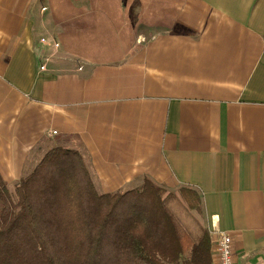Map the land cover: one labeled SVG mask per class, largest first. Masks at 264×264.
Returning a JSON list of instances; mask_svg holds the SVG:
<instances>
[{
	"label": "crops",
	"instance_id": "0c3cea01",
	"mask_svg": "<svg viewBox=\"0 0 264 264\" xmlns=\"http://www.w3.org/2000/svg\"><path fill=\"white\" fill-rule=\"evenodd\" d=\"M59 147L100 195L196 189L264 264V0H0V174Z\"/></svg>",
	"mask_w": 264,
	"mask_h": 264
},
{
	"label": "trees",
	"instance_id": "16d2710c",
	"mask_svg": "<svg viewBox=\"0 0 264 264\" xmlns=\"http://www.w3.org/2000/svg\"><path fill=\"white\" fill-rule=\"evenodd\" d=\"M10 187L0 174V264L213 262L209 232H191L177 210L204 217L192 187L169 192L146 180L100 195L82 155L60 147Z\"/></svg>",
	"mask_w": 264,
	"mask_h": 264
},
{
	"label": "built area",
	"instance_id": "2783aa9c",
	"mask_svg": "<svg viewBox=\"0 0 264 264\" xmlns=\"http://www.w3.org/2000/svg\"><path fill=\"white\" fill-rule=\"evenodd\" d=\"M41 43L44 46L49 47L50 43L46 39H42ZM54 50L60 49V45L55 43L52 45ZM46 62L49 61V58L45 59ZM42 71L46 70V65L41 67ZM57 132H53V135H56ZM211 238L212 243V252H213V262L212 264H236L235 252H234V243L232 237L224 232L213 233Z\"/></svg>",
	"mask_w": 264,
	"mask_h": 264
},
{
	"label": "rangeland",
	"instance_id": "374dc122",
	"mask_svg": "<svg viewBox=\"0 0 264 264\" xmlns=\"http://www.w3.org/2000/svg\"><path fill=\"white\" fill-rule=\"evenodd\" d=\"M33 171L27 170L26 172H24V175L25 176H26V174L30 175ZM9 187H10V190L13 192V185H9ZM177 210L179 212V217H180L181 221H183L185 226L189 230H191V232H194V231L198 230L199 227H202V225H203L202 217H200L197 213H195V212L190 213V212H187L185 210H179V209H177Z\"/></svg>",
	"mask_w": 264,
	"mask_h": 264
}]
</instances>
